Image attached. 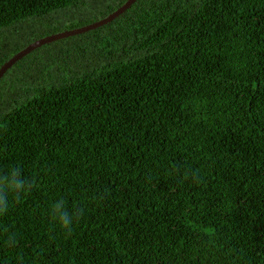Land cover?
Segmentation results:
<instances>
[{
    "label": "trees",
    "instance_id": "1",
    "mask_svg": "<svg viewBox=\"0 0 264 264\" xmlns=\"http://www.w3.org/2000/svg\"><path fill=\"white\" fill-rule=\"evenodd\" d=\"M124 1L0 0V65ZM12 167L0 264H264V0H135L29 52L0 78Z\"/></svg>",
    "mask_w": 264,
    "mask_h": 264
},
{
    "label": "clouds",
    "instance_id": "2",
    "mask_svg": "<svg viewBox=\"0 0 264 264\" xmlns=\"http://www.w3.org/2000/svg\"><path fill=\"white\" fill-rule=\"evenodd\" d=\"M33 183L23 176L20 167H12L6 174H0V216L6 214L11 206L9 195L11 194L16 202H19L33 188ZM82 214L81 210L69 211L66 201L57 199L50 206V215L62 230L70 233L72 226ZM8 243H14V236L8 237Z\"/></svg>",
    "mask_w": 264,
    "mask_h": 264
},
{
    "label": "water",
    "instance_id": "3",
    "mask_svg": "<svg viewBox=\"0 0 264 264\" xmlns=\"http://www.w3.org/2000/svg\"><path fill=\"white\" fill-rule=\"evenodd\" d=\"M134 1L135 0H125L116 9H114L113 11L105 15L104 17L96 21H93L91 23H88L86 25L68 29V30H63V31L56 32V33H52V34H49V35L33 40L32 42L28 43L26 46L21 48L19 51L12 54L6 61H4L0 65V78L5 73V71L9 69L16 61H18L19 59H21L22 57H24L26 54L33 51L34 49L40 47L41 45L48 44L50 42H53V41H56L62 38L74 36V35L81 34L89 30L98 28L110 22L114 18L118 17L121 13H123L126 9H128L130 5L134 3Z\"/></svg>",
    "mask_w": 264,
    "mask_h": 264
},
{
    "label": "rangeland",
    "instance_id": "4",
    "mask_svg": "<svg viewBox=\"0 0 264 264\" xmlns=\"http://www.w3.org/2000/svg\"><path fill=\"white\" fill-rule=\"evenodd\" d=\"M134 2H135V1H134ZM132 4H133V3H132ZM132 4H131V5H132ZM131 5H130V6H131Z\"/></svg>",
    "mask_w": 264,
    "mask_h": 264
}]
</instances>
